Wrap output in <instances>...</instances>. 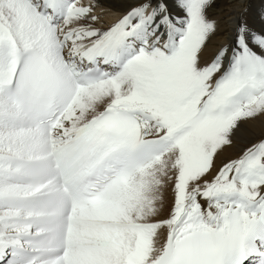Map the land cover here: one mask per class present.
I'll return each mask as SVG.
<instances>
[{"label":"snow or ice","instance_id":"obj_1","mask_svg":"<svg viewBox=\"0 0 264 264\" xmlns=\"http://www.w3.org/2000/svg\"><path fill=\"white\" fill-rule=\"evenodd\" d=\"M125 2L0 0V264H264V27Z\"/></svg>","mask_w":264,"mask_h":264},{"label":"bare ground","instance_id":"obj_2","mask_svg":"<svg viewBox=\"0 0 264 264\" xmlns=\"http://www.w3.org/2000/svg\"><path fill=\"white\" fill-rule=\"evenodd\" d=\"M228 4L225 6L222 3L219 12L223 11V15L225 16V20L221 23L219 21V16L215 20L218 22V29L213 35L208 43V52L211 53L212 50L219 47L222 43H225L230 39L231 32L237 18L239 16L240 10L246 7L247 5H251V12L248 14V19L253 27L261 28L264 27V21H262L259 17V13L262 8H264V4H262V0H227ZM88 2V0H87ZM101 4L104 8L108 9L106 13L102 15L101 25L104 22V27H107L111 22L116 20L119 15L124 12L128 8V4L125 0H100ZM222 9V10H221ZM97 11H100L98 8ZM262 133H264V117H259L257 119H250L241 123L240 128L237 131L235 140V146L232 148H225V150L220 153V156L217 158V164L219 165L221 160L227 159L230 157H235L239 154L238 149L243 147L248 141L254 140L259 137ZM169 200L171 199V194H167Z\"/></svg>","mask_w":264,"mask_h":264},{"label":"rangeland","instance_id":"obj_3","mask_svg":"<svg viewBox=\"0 0 264 264\" xmlns=\"http://www.w3.org/2000/svg\"><path fill=\"white\" fill-rule=\"evenodd\" d=\"M223 2V4H225L224 5V8H225V6L228 4L227 2H229V1H227V0H214V2L212 3V5H211V7H209L208 8V16L210 17V18H213V19H216V18H218V15H222V16H219V21H220V23L223 21V20H225V16L223 15V11H220L219 12V9H220V7H221V5H222V3H220V2ZM222 8V7H221ZM222 10V9H221ZM216 17V18H215ZM218 21V22H219Z\"/></svg>","mask_w":264,"mask_h":264}]
</instances>
